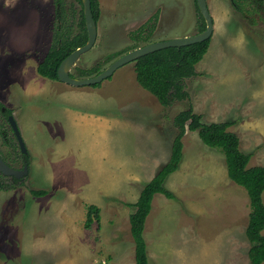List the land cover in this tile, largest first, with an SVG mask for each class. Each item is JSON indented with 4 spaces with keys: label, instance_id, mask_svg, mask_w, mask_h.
Instances as JSON below:
<instances>
[{
    "label": "rangeland",
    "instance_id": "1",
    "mask_svg": "<svg viewBox=\"0 0 264 264\" xmlns=\"http://www.w3.org/2000/svg\"><path fill=\"white\" fill-rule=\"evenodd\" d=\"M97 3V40L73 66L75 78L106 56L111 60L102 70L145 45L132 40L142 27L152 43L196 35L202 24L195 0ZM62 4L67 19L73 13V35L81 6L76 0ZM206 4L213 31L196 75L185 80L189 97L163 108L136 82L134 63L97 87L38 76L36 66L53 39L54 0H0V107L13 117L28 163L19 182L7 179L0 187V264H134L128 204L168 162L173 119L190 107L204 124L232 122L228 131L251 154L248 166L264 167V0ZM76 93L91 97L67 98ZM186 133L178 169L163 184L174 198L156 194L145 221L148 264H252L245 189L228 178L220 151L204 145L197 132ZM0 152L21 165L4 117ZM123 169L138 180L124 181ZM36 191L44 195L35 197ZM89 205L99 209V221L86 229Z\"/></svg>",
    "mask_w": 264,
    "mask_h": 264
},
{
    "label": "trees",
    "instance_id": "2",
    "mask_svg": "<svg viewBox=\"0 0 264 264\" xmlns=\"http://www.w3.org/2000/svg\"><path fill=\"white\" fill-rule=\"evenodd\" d=\"M76 1L81 6L76 24H74L78 28V32L71 35L73 13H71V19H67L63 12L62 0H54L56 14L52 43L36 68L37 74L42 78L59 81L57 70L60 63L87 42L82 3L81 0ZM90 1L93 19L97 23L99 17L98 3L97 0ZM232 5L237 6V3L232 1ZM201 19L202 24L199 26V33L204 31L206 26L202 17ZM149 36L150 31H147L146 27H142L132 34V40L146 45L150 42ZM209 43L210 40H206L188 46L165 48L137 59L133 65L136 82L141 88L153 95L163 108H168L174 101L187 100L189 95L185 90V80L196 75L195 66L208 51ZM137 47H131L128 51ZM103 60L93 68L79 70L78 76L88 78L99 74L102 71L101 66L110 61L111 56H106ZM70 76L73 77L72 74ZM8 115H10L9 111L5 110L4 117L7 118ZM173 125L177 131L172 142L168 162L142 188L137 201L128 204V207L133 209L131 217L134 226L131 230V236L134 242V264H148L143 231L146 218L151 210L153 197L156 194H162L167 199L174 198L172 193L164 188L163 184L166 178L178 169L182 158V138L186 131L197 132L204 145L220 151L225 158L228 178L245 189L250 207L245 230V237L250 245L249 255L252 257V264L264 263V235L262 234L264 231V204L262 202L264 167H248L251 154L241 152L237 135L228 131V128L233 125L232 122L204 124L200 115L195 114L190 107L174 117ZM33 195L41 197L44 192L36 191L33 192ZM98 221L99 209L94 205H89L84 227L90 229L92 224Z\"/></svg>",
    "mask_w": 264,
    "mask_h": 264
},
{
    "label": "water",
    "instance_id": "3",
    "mask_svg": "<svg viewBox=\"0 0 264 264\" xmlns=\"http://www.w3.org/2000/svg\"><path fill=\"white\" fill-rule=\"evenodd\" d=\"M198 11L205 22L204 31L188 37L170 39L161 42H152L141 47H137L127 53L119 56L113 60L107 67H105L99 74L88 77V78H75L70 76L73 66L80 59V57L90 51L96 40H97V23L93 19L91 1L90 0H81L83 16L85 20V27L87 31V42L82 47L77 48L71 54H69L59 65L57 70V76L59 82H62L66 85L72 87H85V86H94L100 84L104 80L111 77L114 72L127 64L134 63L137 59L153 53L158 50H162L170 47H182L188 46L196 43H200L206 40H209L212 31H213V20L208 11L206 0H195ZM4 111V108L1 109ZM8 122L12 131L15 135V138L18 141L20 150L22 154H26V149L21 140L17 125L12 116L8 117ZM0 173L5 176H13L17 179L22 178L28 173L27 167L23 170H14L8 167L0 157Z\"/></svg>",
    "mask_w": 264,
    "mask_h": 264
},
{
    "label": "flooded vegetation",
    "instance_id": "4",
    "mask_svg": "<svg viewBox=\"0 0 264 264\" xmlns=\"http://www.w3.org/2000/svg\"><path fill=\"white\" fill-rule=\"evenodd\" d=\"M2 108H4V107H0V117L3 118L6 109L4 108V111H2V110H1ZM9 116H10V115H8L7 118H6L7 122H8V117H9ZM4 118H5V117H4ZM8 123H9V122H8ZM11 130H12V128H11ZM12 132H13V131H12ZM13 134H14V133H13ZM14 136H15V135H14ZM17 142H18V141H17ZM18 146H19V144H18ZM19 151H20L21 156H22V158H23L21 165H18V161H17L18 159L16 160L15 157L12 158L11 160H9V159L5 156V154H3V153H1V152H0V157H1V159L4 161V163H5L8 167H10V168H12V169H14V170H19V171H21V170H23L25 167H27V170H28V163H27V160H26V154H22V152H21V150H20V147H19ZM7 179L10 180V181H12V182H19L21 178L17 179V178H15V177H13V176H5V175H3L2 173H0V187H3L4 184L7 183V181H6Z\"/></svg>",
    "mask_w": 264,
    "mask_h": 264
},
{
    "label": "crops",
    "instance_id": "5",
    "mask_svg": "<svg viewBox=\"0 0 264 264\" xmlns=\"http://www.w3.org/2000/svg\"><path fill=\"white\" fill-rule=\"evenodd\" d=\"M44 57V56H43ZM43 59V58H42ZM38 65V64H37ZM36 68H37V66H36ZM37 73V72H36ZM38 75V74H37ZM39 76V75H38ZM50 81H52V80H50ZM64 85V84H63ZM66 85V84H65ZM76 88V87H75ZM77 88H79V87H77ZM105 91V90H104ZM103 91V92H104ZM103 92H101V93H103ZM98 94V93H97ZM80 95H84V97H86L87 99L88 98H90L91 96L89 95V94H87V93H76V94H69V95H67V98H69V99H71L72 101H76V100H79V97H80ZM134 96H135V94H134ZM138 96V95H137ZM136 97V96H135ZM136 99H137V97H136ZM137 101H139L138 99H137ZM7 106V108L9 107L10 109L12 108L13 109V106H9V105H6ZM123 107V105H121V108ZM123 111V110H122ZM125 112L126 113H132L131 111H129V110H125ZM14 114V113H13ZM89 115V114H88ZM88 115H83L84 116V118L85 117H87ZM112 115H114V113L112 114ZM117 120V119H116ZM119 121L121 122V120L119 119ZM106 124V123H105ZM205 124H210V123H205ZM121 125H124L122 122H121ZM153 128H155V127H153ZM230 128V127H229ZM228 128V129H229ZM231 132V131H230ZM233 133V132H232ZM187 134V133H186ZM197 136H198V134H197ZM185 137V136H184ZM199 138V137H198ZM238 139H240V138H238ZM239 149H240V140H239ZM240 151L241 152H243V150H241L240 149ZM243 153H246V152H243ZM249 154V153H248ZM118 160H121V158L119 159L118 158V156H116V162H118ZM249 167V166H248ZM253 167H255V166H253ZM124 170V174H122V175H124V181H132V183H134L135 181H137L138 180V177L140 176H138V175H135L134 174V172L133 171H128L127 169H123ZM152 176V174L148 177V178H150ZM143 178V177H142ZM141 190H142V188H141ZM140 190V191H141ZM264 193V192H263ZM139 194H140V192H139ZM263 195V194H262ZM138 197H139V195H138ZM138 197H137V199H138ZM134 203V202H133Z\"/></svg>",
    "mask_w": 264,
    "mask_h": 264
},
{
    "label": "built area",
    "instance_id": "6",
    "mask_svg": "<svg viewBox=\"0 0 264 264\" xmlns=\"http://www.w3.org/2000/svg\"><path fill=\"white\" fill-rule=\"evenodd\" d=\"M103 263V262H102Z\"/></svg>",
    "mask_w": 264,
    "mask_h": 264
}]
</instances>
